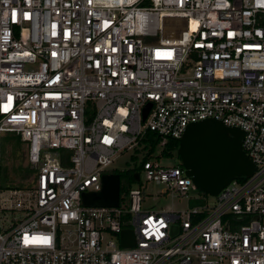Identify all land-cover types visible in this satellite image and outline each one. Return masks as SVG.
Segmentation results:
<instances>
[{"label": "built area", "instance_id": "obj_1", "mask_svg": "<svg viewBox=\"0 0 264 264\" xmlns=\"http://www.w3.org/2000/svg\"><path fill=\"white\" fill-rule=\"evenodd\" d=\"M205 120L244 132L255 171L192 197L160 160ZM9 133L35 181L0 182V264H264V0H0V167ZM134 149L138 183L188 207L149 210L144 186L83 204Z\"/></svg>", "mask_w": 264, "mask_h": 264}, {"label": "water", "instance_id": "obj_2", "mask_svg": "<svg viewBox=\"0 0 264 264\" xmlns=\"http://www.w3.org/2000/svg\"><path fill=\"white\" fill-rule=\"evenodd\" d=\"M147 112L143 114L146 118ZM244 132L225 127L214 120L189 125L178 140L177 154L185 174L195 187L209 196H216L234 179L248 178L255 171L254 164L242 149ZM133 179L138 182L139 175ZM118 174L101 177V190L82 196L85 206L115 207L119 200ZM175 234V232H174ZM122 247L134 245V235L129 230L120 234Z\"/></svg>", "mask_w": 264, "mask_h": 264}, {"label": "rangeland", "instance_id": "obj_3", "mask_svg": "<svg viewBox=\"0 0 264 264\" xmlns=\"http://www.w3.org/2000/svg\"><path fill=\"white\" fill-rule=\"evenodd\" d=\"M177 34V33H176ZM6 137L5 140L2 142V150L4 151V165L7 167V170L11 177V183L17 184L20 182L22 185L21 187L25 188L27 186H32L35 181L34 172L27 175L19 177L21 173H23V168L28 167L26 166V156L25 150L27 144L19 143L17 144L13 138H15V134H4ZM3 137V138H4ZM160 147H157L152 153V157L155 158L159 155ZM145 153L142 151L135 150H128L124 152L118 159H116L113 164L110 166V171H128L133 169L135 166H138L142 159L144 158ZM180 160L174 155L172 158H164L160 160V164L164 166H172L178 165ZM29 168V167H28ZM109 171V172H110ZM140 186L145 187V193L148 194V198L145 201V207L152 211H159L162 209L174 208V209H184L187 206V202L185 200L177 201L175 199H171L169 197L161 198L159 193L163 187L153 183L144 181V178L141 177L140 183L135 182L130 186H125V192L134 189H138ZM191 196H203L201 195L200 191H193L191 192ZM204 198H207L203 196ZM213 200L212 198L208 197V202L211 203ZM188 207V206H187Z\"/></svg>", "mask_w": 264, "mask_h": 264}, {"label": "trees", "instance_id": "obj_4", "mask_svg": "<svg viewBox=\"0 0 264 264\" xmlns=\"http://www.w3.org/2000/svg\"><path fill=\"white\" fill-rule=\"evenodd\" d=\"M6 137H4L1 141V167H0V174H1V186L3 188H14V189H21L23 187H21V183L18 182L17 184H14V183H11V180L13 179L11 177V175L9 174L8 170H7V167L4 165V151L2 150V142L3 140H5ZM12 139H14V141H16L17 144L20 143L19 141V138L15 136V138L12 137ZM163 140L158 138L157 136H155L153 133H148L146 135V138L143 139L142 141V144L144 145H147V146H150V149H149V152L147 154V156L145 158L148 157L149 154H151L156 148H157V145L159 143H161ZM177 148H178V141L176 140H167L164 142L163 144V149H162V154L165 156V157H168V158H172L174 155L179 159V156L177 154ZM143 149H146V147H144ZM180 160V159H179ZM180 164V163H179ZM136 170L138 171V169H131V170H128V171H123V172H118V171H110L109 173L110 174H118L119 175V178H120V188H119V193L120 194H123L125 192V186H130L131 184L135 183L134 179H133V174L134 172H136ZM32 173V170L28 167H25L23 168V173L19 174L20 176L19 177H22L21 175L23 176H27L29 174ZM201 195L203 196H207V194L205 193H202L200 192ZM196 202L194 203H191V205L195 204Z\"/></svg>", "mask_w": 264, "mask_h": 264}]
</instances>
